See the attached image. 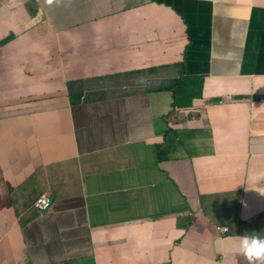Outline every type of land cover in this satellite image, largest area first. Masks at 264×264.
Instances as JSON below:
<instances>
[{"label":"crops","instance_id":"obj_1","mask_svg":"<svg viewBox=\"0 0 264 264\" xmlns=\"http://www.w3.org/2000/svg\"><path fill=\"white\" fill-rule=\"evenodd\" d=\"M24 4L0 0V38L12 35L13 51L31 37L27 54L46 39L35 56L45 72L41 90L18 98L33 78L0 58L14 74L0 97H15L0 102V264H248L237 236L264 237V0H65L71 36L54 7L42 28L49 8L31 20ZM139 37L171 43L154 55ZM110 58L112 73L100 67ZM143 59L174 60L125 72ZM189 73L202 93H184L175 107L192 118L174 125L172 90ZM80 77L90 100L72 106L65 82ZM168 127L182 143L159 160Z\"/></svg>","mask_w":264,"mask_h":264},{"label":"clouds","instance_id":"obj_2","mask_svg":"<svg viewBox=\"0 0 264 264\" xmlns=\"http://www.w3.org/2000/svg\"><path fill=\"white\" fill-rule=\"evenodd\" d=\"M65 0H61L60 2L56 3L53 5V7L56 9V23L58 25V31H60L61 34H69L70 36L74 34L76 28L74 26H72L70 24L69 21V16H67L64 12V9H62L61 11H59L60 7H63ZM71 1V0H68ZM206 1V0H203ZM46 6L43 4L42 0H25V4H24V10L26 11V14L28 15V17L33 20L36 18H39L40 14L42 13L43 7ZM122 12V11H121ZM219 20L218 18H216L214 16V13H212V19L211 21L207 22L208 25H215L216 21ZM107 35H104V38ZM108 37H112V36H108ZM11 38H13V36H4L3 38H0V44L1 45H5L8 44L10 42H8ZM13 41V40H12ZM137 43H144V44H139L140 47L142 46H146L147 44L149 46L152 47V52L154 55H157V53L154 52H162L163 50H166L168 47V44L171 43L167 40H162L160 38H152V37H148V38H144V37H139L137 40ZM172 45V44H171ZM161 49V50H160ZM120 51H124L127 52L129 54V56H131L132 54V49L128 50L126 49H120ZM35 51L33 50H29V54H28V58L31 57L33 58V60H25L23 62H21L22 64V68L26 74V78H33V80L30 81H26L24 84V89H25V94L19 96L20 97H27L29 95H31L32 93L38 91L39 89L41 90L42 88V84H43V80H44V72H45V68H44V60L45 59H37L35 58V56H32L31 53H33ZM117 52V50H115L114 48L110 51V52H105L107 53H112L115 54ZM41 56V54L39 55ZM71 57H77L79 58V61L81 62H85V61H91L89 56H81L80 54H78V52H75L73 55H71ZM156 60V59H153ZM174 59H170V60H165L167 61L166 64L164 63H159V64H155V63H150L151 60L150 59H143L140 60V62H138V65H132L135 66V69H130L125 71L126 73H130L131 71L133 72H142V73H148V72H153L155 69L163 67V66H169L172 61ZM145 61H147L146 63H144ZM39 62H42L43 64H39ZM102 63H105L108 65V62H115L113 59H108V60H102L100 61ZM30 63H35L36 65H38V71L36 73H34L31 70V66ZM150 63V64H149ZM140 64H148L145 66H141ZM92 65V64H90ZM104 71H111V73L115 70V65L113 64H109L108 67H103L100 66ZM122 72V71H119ZM114 74H118L116 72H114ZM186 77H191V74H186V75H182L178 78V80L175 83V86L178 84L179 80L181 78H186ZM83 77H80L78 79H68L65 82V90H66V97L68 99V104L70 103L72 106L77 105L79 103H86L85 101L90 100L88 97V93L87 92H82L79 88L78 85L81 84V82H79L80 79H82ZM202 83V82H200ZM72 85H75L77 87L72 88ZM174 86V87H175ZM197 87V91H198V85H195ZM202 88H203V83H202ZM202 88H201V93H202ZM174 89V88H173ZM196 91V92H197ZM68 93V94H67ZM173 93V90H172ZM192 96H197V95H192ZM201 96V95H199ZM15 97H0V102L4 101V100H11ZM42 98H46L49 99L51 98L50 96H44ZM10 103H7V105H9ZM175 106H181V105H176L173 103V108H172V112L171 113H175L171 118H169L170 122L173 123L174 125L177 124L178 122H189V119L192 118V112L188 111V110H181L178 109ZM6 109L3 110L2 112H7L8 111V107H5ZM170 113V114H171ZM175 118H177L178 120H175ZM180 118V119H179ZM175 131L177 133V136H174V134H172L171 132ZM178 129H174L171 127H168L164 132H165V136H164V143L161 146L156 147V150H159L157 156L159 158V160H162L164 157L168 158L169 157V153L170 151L180 145L182 143V140L177 139V137L180 136V132H177ZM187 131H190V129L186 130L184 132V134H189L186 133ZM171 141V142H167ZM178 159H181L180 155L178 154ZM50 202H51V196L49 192H43L39 195V197L35 200L34 202V206L40 211V212H44L46 211L49 206H50ZM187 229H189V227L187 226ZM219 232L222 235H225L227 233L230 232L229 227L228 226H224L221 225L218 227ZM237 240H238V247H237V252L242 255L247 261L248 264H257V262H261L264 261V237L259 236V235H238L237 236ZM177 246H181L183 244V237L180 236L179 241L177 242Z\"/></svg>","mask_w":264,"mask_h":264},{"label":"rangeland","instance_id":"obj_3","mask_svg":"<svg viewBox=\"0 0 264 264\" xmlns=\"http://www.w3.org/2000/svg\"><path fill=\"white\" fill-rule=\"evenodd\" d=\"M42 1H43V4L46 5L49 8L48 11H47V13H46V19L43 20V24L41 25L42 28H45L46 22L49 23V21L52 19V16H53V5L56 4V3H58V2H60L61 0H42ZM42 12H43V10H42ZM120 13H126L125 8ZM26 23L27 22L24 21V23H22L21 27L25 29ZM39 30L40 29H38L37 32H39ZM107 31H112V29H107ZM0 36H2V34H0ZM105 37H108V36H105ZM31 40H32V38L31 37H28L24 41L20 42L19 45L24 46V45H26V43H29L30 42L31 45L34 46V42H31ZM61 40H63V38L60 39V41ZM44 41H46V39L39 40V47H38L37 51L35 52V55L34 56H39L41 54V52L43 50V42ZM10 43L5 44V45H1L0 44V49L4 46V48L0 51V58L1 59L5 60V61H7L8 63H11V64H18V63L23 62V61H25V60L28 59V54H27L26 48H24L22 46H19L15 50L10 51L11 47H8V45ZM31 50L35 51V48H33ZM146 62L147 61H145L144 63H146ZM22 72H24L23 69H21L20 73H22ZM9 76H14V74H3V73H0V79L4 83L6 82V79ZM9 86H10V88H7L5 90L0 91V95L4 91H10L12 89V85H9ZM42 90H45V89H42ZM44 101H45V99H42V102H40V103H43ZM174 114H175L174 112L171 113L169 115V118H171ZM175 120H178V119L175 118ZM186 133H191V130L190 131H187Z\"/></svg>","mask_w":264,"mask_h":264},{"label":"trees","instance_id":"obj_4","mask_svg":"<svg viewBox=\"0 0 264 264\" xmlns=\"http://www.w3.org/2000/svg\"><path fill=\"white\" fill-rule=\"evenodd\" d=\"M202 80H197L195 77H186L181 78L178 82V84L173 89V100L174 104L181 105V99L184 96V93L187 92L189 89L194 87L195 85H198V91L195 93H190V95H201V88H202ZM174 134V136H177V133L175 131L171 132Z\"/></svg>","mask_w":264,"mask_h":264}]
</instances>
